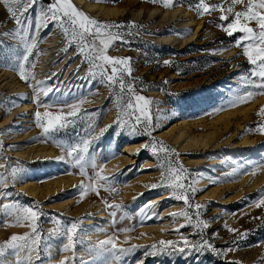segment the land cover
Here are the masks:
<instances>
[{"label":"rangeland","instance_id":"obj_1","mask_svg":"<svg viewBox=\"0 0 264 264\" xmlns=\"http://www.w3.org/2000/svg\"><path fill=\"white\" fill-rule=\"evenodd\" d=\"M82 1L125 10L114 18L104 19L89 14L73 0L79 9L98 21L123 24L134 22L137 26L125 30L126 40L130 43L121 45L117 42L114 46L115 50H109L108 54L114 57H131L133 72L130 79H134L138 90L143 89L140 94L155 102L152 106V127L149 134L143 132L142 126L133 134L124 125L116 126L114 121L118 109L112 91L101 84L98 78L83 79L88 65L81 67L82 58L77 54L76 46L74 44L68 46L61 30L49 24L37 34V49L33 50V56L30 57V60L36 63L32 72L34 76L38 73L47 46L52 45L54 40L58 48L59 61L64 63L60 71L51 68L45 75L47 85L56 87H52L53 92L47 97L42 93L40 99L51 100L52 95L59 89L63 91L62 97H59L61 100L67 101L69 105L83 100L81 112L87 111L91 115L77 120L75 126H69L51 136H46L35 124L34 112L37 110L34 102L35 94L30 98L22 99L18 96L19 92L2 88L0 101L7 102L9 98L14 99L16 106L11 108V111H15L17 117L25 115L23 112H16L20 104L29 103L31 109L26 113L30 116L27 117L29 121L24 123V127L14 129L11 123L9 128L6 125L5 128L0 129V143L3 145L0 148V163L10 164L18 169L15 180L13 181L9 175L7 187L0 189V201L4 203L16 201L24 207L39 205L40 210L45 214L40 218L44 233L55 226L53 218L58 217L61 220V227L83 219V223L78 226L82 231L77 233L82 242L76 245V251L84 259H94L95 264H103L104 257L90 258L87 250L112 235H117L118 239L123 241L125 233L121 230L125 228L135 229L127 233L129 237L145 234L140 239H131V244L150 246L161 239L178 240L179 236L173 229L184 223V220L177 218L173 221L169 213L180 211L183 203L170 198L169 189L146 187L160 180L161 171L158 158L153 154L151 147L143 148L142 145H150L153 140L160 141L179 154V163L184 168L192 170L195 181L204 178L203 185L195 184L198 191L194 197L195 203L204 206L200 210L201 218L208 222V227L202 229L203 237L217 249L235 247L236 250L226 256H218L210 250H205L186 257L181 254L145 255L146 249L142 247L124 257L123 264H138L141 260L143 264H233V262L261 264L264 261V207L257 208L253 202L258 199L260 190L264 189V171L252 175L250 168L264 163V135L248 129H255L258 124L257 112L264 107V95L256 96L248 103L228 107L238 94L248 90L243 77L251 66L242 54V48L235 46V41L241 34L228 36L222 31L217 25L226 22L219 20L218 11L198 18L194 10H189V4H194L196 0H179L180 6L167 10L148 0H118L116 3L106 0L105 2ZM209 2L216 3L217 0H209ZM151 10L186 11L194 22L200 24L201 30L189 40L190 42L180 43L191 34L189 30L177 31L178 23L183 16L177 13L175 18L163 20L158 13L150 15ZM36 11H39L38 7ZM15 28V22L0 5V33H7ZM128 32L131 35H127ZM0 40L5 45L0 47V62L9 65V67H0V75L6 71L10 74L7 76L9 81L13 80L14 83L28 87L29 83L22 81L16 71L10 70L13 50L20 47L19 40L3 35H0ZM65 48L67 51L64 50ZM37 51L39 57L35 59ZM164 61H169V64L165 65ZM69 71L74 72L86 82V85L81 86L83 83L76 82V79L71 78L72 76L67 79ZM53 73L55 75H52ZM228 77L236 79L233 90L220 91L219 86ZM165 81L168 83H164ZM28 88L29 92H33L32 87ZM203 90H216L217 93L201 102L197 92ZM0 108L4 110L0 114V122H2L9 117L11 111L7 110L6 103L0 105ZM219 109L226 110L218 111ZM39 110L44 111L43 108ZM68 110L64 109V111ZM180 121L187 123L192 135L206 137L207 146L188 147L181 142H173L164 135ZM108 125L112 127L100 135V129ZM90 133L97 138L91 141L89 155L94 157L98 166L104 167L102 175L110 178L109 186L115 188V191L110 192L102 188L99 195L89 192L81 197L79 187L81 181L84 180L85 183L88 181L79 174V167L70 162V158L60 146L66 148L87 138ZM127 145H136L132 154L124 151ZM38 149H50L49 151L56 152L63 159L57 162L49 155L35 156ZM172 158L177 159L175 156ZM146 161L149 165L143 166ZM245 165L247 167H244ZM3 171L5 170L0 169V172ZM86 171L89 176L94 174V169L90 166ZM244 172L249 174H242ZM66 176L71 178L72 182L67 187L58 189L55 183L61 178H68ZM31 184L36 188L37 195H31L27 188H24L31 187ZM137 187H141V190ZM3 193L9 194L7 198L3 197ZM125 196L139 200L153 196L165 198L154 208L143 204L139 209H133L126 204ZM104 201L121 205L120 209L115 210V217L111 215L114 209L108 208ZM99 210L108 219L111 230L106 233L100 231L99 235L89 237L87 235L91 225L87 224V221L97 223ZM14 223L13 217H6L0 213V244L13 234H24L29 231L26 227L12 226ZM225 224L239 231L229 233ZM93 227L99 230L97 225ZM180 231L184 235H189L192 240L200 238L193 234L192 227H184ZM240 232H246L247 236L233 244ZM65 242L62 235L53 239L51 241L53 249L50 248L49 252L42 254L36 264H59L64 255H71L61 250ZM6 264H14V261Z\"/></svg>","mask_w":264,"mask_h":264},{"label":"snow or ice","instance_id":"obj_2","mask_svg":"<svg viewBox=\"0 0 264 264\" xmlns=\"http://www.w3.org/2000/svg\"><path fill=\"white\" fill-rule=\"evenodd\" d=\"M94 2H105V0H94ZM106 2L116 3L118 0H106ZM148 2L161 5L166 10L180 6L179 0H148ZM0 5L16 24L14 30L0 33V35L8 36L13 40L18 39L20 44V47L13 50L10 70L16 71L20 79L29 83V86L33 88L34 102L37 105V110L34 112L35 124L43 130L46 136H51L69 126H75L77 120L91 115L87 111L81 112L83 100L69 105L67 101L53 95L51 100L42 101L41 93L47 97L50 92H53L52 86L47 85L45 81H36V85L31 83L35 79L32 69L36 67V63L34 60H30V57L33 56V50L37 49V34L42 28H47L49 24L61 30L68 46L73 44L76 46L77 54L82 58L81 67L85 64L88 65L86 76L83 79L98 78L101 84L106 85L112 91L118 109L117 118L114 121L116 126L124 125L133 134L142 126L143 132L149 134L153 121L152 106L155 102L140 94L143 89L138 90L134 79H130L133 72L131 57H114L108 54L109 50H115L114 46L117 42L121 45L130 43L126 40L125 30L137 27L134 22L123 24L98 21L79 9L73 0H0ZM37 7L39 11H36ZM189 10H194L198 18L218 11L220 13L219 20L226 23H220L217 26L228 36H233L236 33L241 34L237 37L235 46L242 48V54L251 66L243 77L248 90L243 94H238L228 107H236L250 102L256 96L264 95V0H217L216 3H210L209 0H196L194 4H189ZM127 35H131V33L128 32ZM177 35L181 34L177 33ZM0 47H5L2 40H0ZM64 50L67 51V48ZM38 57L39 51H37L35 59ZM164 64H169V61H164ZM0 67H9V65L0 62ZM5 103L8 111L16 106V102L12 98H9L7 102L0 101V105ZM40 108H43L44 111H40ZM54 108L57 110H50ZM65 108L69 110L64 111ZM222 110L226 109L218 111ZM257 117L259 120L256 128H249L248 131L264 135V107L257 112ZM109 127L112 125L100 129L99 134L103 135ZM96 138L90 133L87 138L66 148L60 146L66 156L70 158V162L79 167V174L88 181V183H85L84 180L81 181L79 186L81 197L86 196L89 192L99 195L102 188L110 192L115 191V188L109 186L110 178L102 175L104 167L98 166L94 157L89 155L91 141ZM2 147L3 145L0 143V148ZM142 147H151L153 154L158 158L161 171L160 180L146 187L169 189L170 198L183 203L180 211L169 213L173 221H176L177 218L184 220V223L173 229L179 239H161L150 246L131 244V239H140L145 234L141 233L139 237H129L127 233L135 229L125 228L121 230L125 233L123 241H120L117 235H112L88 249L87 255L90 258L104 257L103 264H123L124 257L135 253L142 247L146 249L145 255L181 254L186 257L194 256L205 250H210L218 256H226L229 252L235 251V247L217 249L203 237L202 229L208 227V222L201 218L200 210L204 206L194 202L195 193L198 191L195 184L198 181L193 179L192 170L184 168L179 163V154L174 149L168 148L163 142L155 140L150 145L144 144ZM174 156L177 159H173ZM89 166L94 169L92 176H89L86 171ZM0 169L5 170L0 172V189H4L9 182L8 176L11 175L14 181L18 169L4 163H0ZM262 171H264V163L253 165L250 168L252 175ZM102 181L104 183H101ZM2 195L7 198L9 194L3 193ZM104 203L108 208L114 209L111 215L115 217V210L120 209L121 205L110 204L107 201ZM253 204L257 208L264 207V189L260 190V195ZM0 213L6 217L14 218L15 223L12 226L29 229L24 234L11 235L0 244V264H6V256H11L14 259V264H36L42 254L50 251L51 241L61 235L66 241L61 250L63 253H71V255H64L59 264H95L94 259H84L76 251V245L82 242L77 233L82 231L78 226L83 223V219L61 227V220L58 217L53 218L55 226L44 233L40 218L45 214L40 210L39 205L24 207L16 201L8 203L0 201ZM184 227H192L193 234L200 238L192 240L189 235L181 233L180 229ZM225 228L229 233L239 231L228 227L227 224H225ZM246 236V232H240L233 244ZM138 264H143V261H138ZM233 264H240V262H233ZM261 264H264V261Z\"/></svg>","mask_w":264,"mask_h":264},{"label":"bare ground","instance_id":"obj_3","mask_svg":"<svg viewBox=\"0 0 264 264\" xmlns=\"http://www.w3.org/2000/svg\"><path fill=\"white\" fill-rule=\"evenodd\" d=\"M75 1H76L77 4H79L89 14H91V15H93L95 17H102L104 19L114 18L116 15L122 14L125 11V10H120V9L114 8V7L111 8V7H108V6H103V5H99V4L90 3V2H87V1H82V0H75ZM154 13H158L159 16L163 20L165 18L173 19V18H175L177 16V13H179V14H181L183 16L181 21H179V23H178L177 31L189 30L191 32V34L188 35L187 36L188 38H186L185 40H181L180 39L181 40L180 43L186 44V42H188L189 40L194 38L196 35H198L200 30H201L200 24L194 22L192 16L189 13H187L186 11L151 10V14L150 15H153ZM166 39H164V40H166ZM168 40H170V39H168ZM57 50H58V48H57L56 40L53 41L52 45L47 46V52H46L45 58L42 60V64H40V67L37 70L38 73L35 75V79L31 81V83L33 85H36V81H45L46 82L44 77H46L45 75L48 74V72L51 70V68H53V70L54 69L55 70L58 69V71H60L59 69H60V67L62 66V64L64 62L63 61H59L60 57H59V54H58ZM72 71H69L67 79L72 76L71 78L72 79H76V82H78L80 84L83 83L81 86L84 87V85H86V82H83L80 79V77H78ZM9 75L10 74L8 72H6V71L3 72V74L0 75V91H1L2 88L6 87L7 89L19 92L18 96H20L22 99L23 98L24 99L30 98V96L32 94H35L34 91L33 92H29L30 90H29L28 87H30V86L25 87L23 85H19L17 83H14L13 80L9 81L7 79V76H9ZM3 77H5V79ZM235 83H236V79L228 77V79L222 81V84L219 86L218 89L220 91L233 90L232 88L234 87ZM46 84H47V82H46ZM52 87H56V86L52 85ZM62 92L59 90L56 93H54L53 95H55L56 97H62V95H63ZM216 93H217L216 90H208V91L207 90H203V91H198L197 92L199 101H201V102L205 101L207 97L215 96ZM53 95H52V97H53ZM30 109H31V105L29 103L20 104L19 105V109L16 110V112L17 111L18 112H23V113H25V115L23 117H20V116L17 117L15 111H11L9 117L7 119H5L4 121L0 122V129L2 127L5 128L6 125H7V128H9V125L11 123L13 124L12 127L14 129H15V127L16 128L24 127L25 126L24 123H27L29 121V119L27 117H29L30 115H26V113H28L30 111ZM3 111H4L3 108H0V114ZM108 119H110V117H108ZM11 131H13V130H11ZM8 132H10V131H8ZM8 132H6V133H8ZM190 132L188 130L187 123L184 122V121H180V122L176 123L174 126H172L168 131H166L164 133V135L169 137L173 142H181V143H183V145L184 144L188 145V147L189 146H197V147L205 148L207 146L208 142L206 141V137H204L203 135L197 137V136L192 135V133H190ZM135 149H136V145H127V146H125L124 151L128 152V153H131V152H134ZM49 150L50 149H48V150H46V149H38V150H36L35 156L36 155H41V156L49 155V156L53 157V159L55 161H57V162L59 161L60 162L62 157L59 154H56V152L49 151ZM1 163H3V162H1ZM147 165H149L148 161H146L143 166H147ZM60 168H64V167H60ZM60 168H58V169H60ZM66 177H68V176H66ZM70 179H69V177L68 178H61L60 180H57L58 182H56L55 185L58 187V189L61 190V188H65L68 185H70V182H72ZM203 179L202 178L198 179L197 180L198 181L197 184L198 185H203L204 184V180ZM33 186L34 185H32L31 187H28V186L27 187L23 186V187L27 188L28 192L31 195H37L36 188L33 187ZM137 188L139 190H141V187H137ZM164 198L162 196H153V197H150V198H147V199H144V200H139L137 198L136 199H132V198H129V196H125L126 204H128V206L132 207L133 209H139V207L143 206V204H145L147 207L150 206V208H154V207L158 206L159 203H161ZM96 219H97V223L94 222V221H91V220L87 221V224L91 225L89 233L87 235L89 237L90 236L94 237L96 235H99L100 231H104L106 233V232H110V230H111L110 223H109L108 219L106 218V216L103 215L101 210H99ZM93 225H97V227H99V230L94 228ZM52 249H53V247L51 248V250ZM58 258H55V260H57ZM5 260H6V263H10V262L14 261V259L11 256L6 257Z\"/></svg>","mask_w":264,"mask_h":264}]
</instances>
